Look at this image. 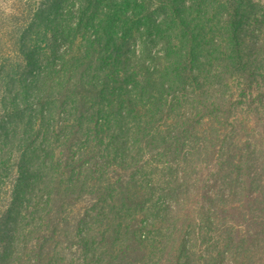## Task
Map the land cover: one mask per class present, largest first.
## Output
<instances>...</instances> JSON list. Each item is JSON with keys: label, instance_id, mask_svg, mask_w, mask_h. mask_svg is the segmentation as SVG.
<instances>
[{"label": "trees", "instance_id": "obj_1", "mask_svg": "<svg viewBox=\"0 0 264 264\" xmlns=\"http://www.w3.org/2000/svg\"><path fill=\"white\" fill-rule=\"evenodd\" d=\"M17 15L0 264H264V5L27 0Z\"/></svg>", "mask_w": 264, "mask_h": 264}, {"label": "rangeland", "instance_id": "obj_2", "mask_svg": "<svg viewBox=\"0 0 264 264\" xmlns=\"http://www.w3.org/2000/svg\"><path fill=\"white\" fill-rule=\"evenodd\" d=\"M264 5V0H255ZM27 7V0H0V57L7 59L9 57V52L12 47V38H13V30L16 25L24 26L26 24L24 17L20 18L17 15L20 8L25 9ZM37 9V7H35ZM159 14V13H157ZM257 33L251 34L246 28L241 33V38L251 45H255L257 41L260 39ZM23 72V70L21 71ZM25 72V71H24ZM0 89V96H1ZM13 176L9 175V178L6 180L0 181V186L4 190L8 188L12 181ZM6 194L2 195L1 198V206H4L6 203L4 199H6Z\"/></svg>", "mask_w": 264, "mask_h": 264}]
</instances>
